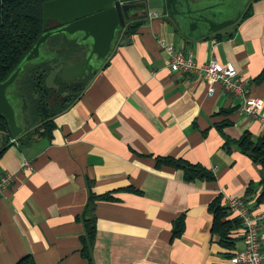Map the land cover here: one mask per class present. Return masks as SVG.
Masks as SVG:
<instances>
[{"label":"crops","instance_id":"crops-1","mask_svg":"<svg viewBox=\"0 0 264 264\" xmlns=\"http://www.w3.org/2000/svg\"><path fill=\"white\" fill-rule=\"evenodd\" d=\"M249 9L225 35L192 41L178 36L163 9H151L157 15L139 19L125 36L130 42L54 117L50 139L24 146L12 139L0 154V181L12 176L0 193V264L28 254L36 264H233L243 229L223 246L211 233L208 206L221 196L225 205L239 198L264 211V201H255L262 167L236 145L245 133L264 135V106L250 117L240 110L243 97L219 86L208 96L200 75L171 70L162 43L199 65L213 57L231 63L246 96L264 99V0ZM157 157L200 164L214 179L188 182ZM90 195L99 197L91 204ZM85 217L96 226L90 260L81 254ZM259 236L264 246V222Z\"/></svg>","mask_w":264,"mask_h":264},{"label":"water","instance_id":"water-1","mask_svg":"<svg viewBox=\"0 0 264 264\" xmlns=\"http://www.w3.org/2000/svg\"><path fill=\"white\" fill-rule=\"evenodd\" d=\"M49 0L42 5L44 33L19 66L0 82V115L8 131L18 141L27 131L29 120L21 83L28 69L55 61L68 49H84L83 61L65 60L60 78L66 82L94 76L107 66L118 46L130 42L125 38L130 25L148 15L151 9H163L178 36L192 41L225 35L244 17L243 4L231 0ZM229 1V0H228ZM237 1V3H235ZM242 14V15H241ZM50 21L60 24L48 29ZM55 36L59 46L52 48Z\"/></svg>","mask_w":264,"mask_h":264},{"label":"trees","instance_id":"trees-1","mask_svg":"<svg viewBox=\"0 0 264 264\" xmlns=\"http://www.w3.org/2000/svg\"><path fill=\"white\" fill-rule=\"evenodd\" d=\"M46 1L49 0H0V82L6 80L19 66L44 33L42 5ZM250 12L249 9L244 17L249 16ZM139 24L140 22L133 23L126 36L133 34ZM59 42V37L55 36L51 39L50 45L55 47L59 45ZM67 52L69 51L62 53L55 61L42 63L26 72L21 87L27 104L25 114L29 123L27 131L18 140L22 146L33 139H50L55 126L54 117L66 111L79 98L87 85L88 80L72 83L60 78L64 58L68 56ZM263 77L264 71L260 74V79ZM0 135H2L0 146V154H2L14 141L8 131L7 122L1 115ZM253 138L250 133H245L236 141V145L242 153L262 167L260 191L255 198L256 203L260 204L264 201V135ZM156 162L157 165L165 164L181 169L184 172V179L188 182L197 179L210 181L214 179V175L205 167L183 159L157 157ZM250 192H253V189L249 188L247 194ZM98 197L90 195V203H94V199ZM208 210L213 216L212 235L217 236L223 246L230 247L233 244L232 232L238 228L243 229L241 220L229 210L228 205L222 203L221 196L209 204ZM83 222L85 234L81 238V254L90 260V251L96 233L95 218L85 217ZM182 229L183 224L180 219L174 223V235L179 236ZM15 264H36V262L33 256L28 254L21 257Z\"/></svg>","mask_w":264,"mask_h":264},{"label":"built area","instance_id":"built-area-1","mask_svg":"<svg viewBox=\"0 0 264 264\" xmlns=\"http://www.w3.org/2000/svg\"><path fill=\"white\" fill-rule=\"evenodd\" d=\"M157 14L148 12V17ZM162 46L169 54V66L171 70L182 73L200 75L208 84L207 95L213 96L218 86L235 96L243 97L240 110L250 117L259 116L264 106L261 97L246 96V80L242 78L237 69L231 64H222L213 57L208 62L199 65L193 56L186 53L183 48L175 49L170 45ZM25 169H30L29 163H25ZM12 176L6 174L0 181V193L9 185ZM229 210L239 217L243 226L244 248L239 250L231 259L233 264H264V246L260 240L259 228L264 222V211L260 214L252 212L246 202L239 198H231L227 201Z\"/></svg>","mask_w":264,"mask_h":264},{"label":"flooded vegetation","instance_id":"flooded-vegetation-1","mask_svg":"<svg viewBox=\"0 0 264 264\" xmlns=\"http://www.w3.org/2000/svg\"><path fill=\"white\" fill-rule=\"evenodd\" d=\"M122 2H127V1H124V0H121ZM233 1V0H232ZM232 1L231 0H224L223 2H224V4H227V5H229V4H232ZM241 1H242V4H243V8H241L243 11H242V14L244 13V12H246V10H247V8L249 7V4L251 3V1L252 0H239V2L241 3ZM234 2V1H233ZM235 3H237V1L235 2ZM241 14V15H242ZM132 25V24H131ZM130 25V26H131ZM60 26V24L59 23H57V22H55V21H50L49 22V24H48V29L50 30V29H54V28H57V27H59ZM59 46V45H58ZM58 46H55V47H53L52 46V48H57ZM66 51H69V52H67V54H68V56H65V58H64V62H65V60H69V61H74L75 59H78V60H81V61H83V57H82V54H83V52H84V49H82L81 47H79V48H72V49H68V50H66ZM65 51V52H66ZM92 76H90L89 74H88V72L86 71V77L85 78H80V79H77V80H73V81H70V82H72V83H75V82H78V81H86V80H88V79H90Z\"/></svg>","mask_w":264,"mask_h":264},{"label":"rangeland","instance_id":"rangeland-1","mask_svg":"<svg viewBox=\"0 0 264 264\" xmlns=\"http://www.w3.org/2000/svg\"><path fill=\"white\" fill-rule=\"evenodd\" d=\"M49 83L51 84V81H49Z\"/></svg>","mask_w":264,"mask_h":264}]
</instances>
